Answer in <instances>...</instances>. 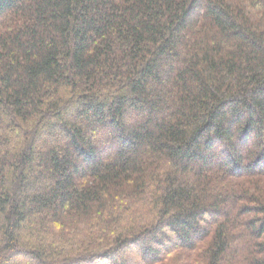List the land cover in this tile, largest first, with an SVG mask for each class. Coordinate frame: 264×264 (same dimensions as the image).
I'll return each instance as SVG.
<instances>
[{
    "label": "trees",
    "instance_id": "trees-1",
    "mask_svg": "<svg viewBox=\"0 0 264 264\" xmlns=\"http://www.w3.org/2000/svg\"><path fill=\"white\" fill-rule=\"evenodd\" d=\"M0 264H264V0H0Z\"/></svg>",
    "mask_w": 264,
    "mask_h": 264
},
{
    "label": "rangeland",
    "instance_id": "rangeland-1",
    "mask_svg": "<svg viewBox=\"0 0 264 264\" xmlns=\"http://www.w3.org/2000/svg\"><path fill=\"white\" fill-rule=\"evenodd\" d=\"M132 257V256H131Z\"/></svg>",
    "mask_w": 264,
    "mask_h": 264
}]
</instances>
